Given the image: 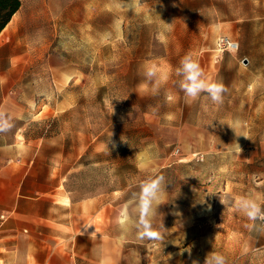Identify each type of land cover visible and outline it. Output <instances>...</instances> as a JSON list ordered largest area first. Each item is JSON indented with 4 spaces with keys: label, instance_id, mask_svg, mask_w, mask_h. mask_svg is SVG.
<instances>
[{
    "label": "rangeland",
    "instance_id": "rangeland-1",
    "mask_svg": "<svg viewBox=\"0 0 264 264\" xmlns=\"http://www.w3.org/2000/svg\"><path fill=\"white\" fill-rule=\"evenodd\" d=\"M71 1V36L58 29L48 37L49 51L57 48L50 59L61 67L37 68L33 84L42 113L32 134L48 125L59 164L70 168L66 189L75 198L108 194L107 201L117 191L122 220H134L133 193L145 178L161 177L158 236L129 228L148 243L147 261L204 264L213 251L226 264H264V221L236 207L242 197L264 204V100L241 102L224 120L209 115L216 103L206 95L187 102L177 84L175 69L208 39V21L183 16L175 0ZM153 64L160 75L155 93L143 74ZM218 125L225 131L210 132Z\"/></svg>",
    "mask_w": 264,
    "mask_h": 264
},
{
    "label": "crops",
    "instance_id": "crops-1",
    "mask_svg": "<svg viewBox=\"0 0 264 264\" xmlns=\"http://www.w3.org/2000/svg\"><path fill=\"white\" fill-rule=\"evenodd\" d=\"M154 1L159 0H138ZM175 1L183 16L208 21V39L190 51L204 77L225 86L222 102L209 115L226 120L237 114L232 109H240L239 103L264 100V0ZM72 8L71 0H21L0 31V111L12 124L0 131V214L6 215L0 264H152L148 243L129 233L131 220H122L124 207L113 203L118 192H111L110 201L103 193L75 198L66 189L70 168L59 164V151L45 136L48 125L42 135L32 134L42 113L35 109L33 84L40 77L35 70L61 67L50 59L57 48L49 51L48 37L58 29L71 36ZM217 34L235 40L238 49L217 53ZM222 127L210 132L225 131ZM163 196L167 200L168 192Z\"/></svg>",
    "mask_w": 264,
    "mask_h": 264
},
{
    "label": "clouds",
    "instance_id": "clouds-1",
    "mask_svg": "<svg viewBox=\"0 0 264 264\" xmlns=\"http://www.w3.org/2000/svg\"><path fill=\"white\" fill-rule=\"evenodd\" d=\"M144 76L149 81H154L152 91L155 93L160 84V75L156 66H145ZM175 75L179 78L178 87L183 91L187 102L206 95L213 103L222 102L225 86L222 82L207 80L202 72L199 63L193 59L191 54L185 55L179 66L175 69ZM12 127L11 118L0 111V131H7ZM161 177H147L139 185V191L133 193L135 197V208L137 217L129 223L136 228L141 235L157 237L158 232L154 230L153 217L161 194ZM155 205V208H154ZM236 207L250 220L264 221V204L258 202L254 197H242L237 202ZM197 264V262H193ZM204 264H226L225 258L216 252L207 254Z\"/></svg>",
    "mask_w": 264,
    "mask_h": 264
},
{
    "label": "built area",
    "instance_id": "built-area-1",
    "mask_svg": "<svg viewBox=\"0 0 264 264\" xmlns=\"http://www.w3.org/2000/svg\"><path fill=\"white\" fill-rule=\"evenodd\" d=\"M238 49V43L226 35H219L215 39V51L217 53H223L225 51L233 52ZM197 160L203 159V154L197 155ZM6 218L5 214H0V224Z\"/></svg>",
    "mask_w": 264,
    "mask_h": 264
},
{
    "label": "trees",
    "instance_id": "trees-1",
    "mask_svg": "<svg viewBox=\"0 0 264 264\" xmlns=\"http://www.w3.org/2000/svg\"><path fill=\"white\" fill-rule=\"evenodd\" d=\"M21 0H0V31L19 8Z\"/></svg>",
    "mask_w": 264,
    "mask_h": 264
}]
</instances>
